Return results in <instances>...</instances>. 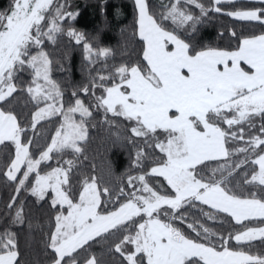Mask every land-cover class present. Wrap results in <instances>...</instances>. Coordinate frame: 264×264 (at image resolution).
<instances>
[{"label":"snow or ice","instance_id":"obj_1","mask_svg":"<svg viewBox=\"0 0 264 264\" xmlns=\"http://www.w3.org/2000/svg\"><path fill=\"white\" fill-rule=\"evenodd\" d=\"M226 2L232 0H213V5L206 8L200 0H170L163 5L162 12L154 13L149 0H134L137 34L144 45L146 63L121 64L107 75L98 73L91 80V89H81L85 96L91 93L94 103L90 104L103 109L105 119L111 113L131 122L130 142L133 138L143 141L135 152L134 165L144 171L128 177L131 190L126 193L120 189L115 199L123 197L124 201L113 210H102V194L108 195L109 189L100 188L95 177L84 179L74 196L69 179L75 167L72 159L64 161L65 166L40 173L41 163L51 161L52 153L82 152L80 142L87 139L85 118L93 115L80 98L65 108L63 92L51 78L52 61L42 47L45 39L55 43L57 36L65 32L62 22L75 19L76 13L66 11L67 5L58 0H13L8 11L0 12V103L18 91L17 75L31 69L32 82L26 91L38 105H45L34 112L28 128L21 125L12 111L0 108V145L5 141L15 145L14 158L5 175L16 182V196L30 187L31 194L40 200L53 193V208L66 206V214L58 210L55 215L49 237L52 264H98L95 255L81 257L79 250L88 253L85 246L90 241L104 238L114 230L127 233L115 244V252L127 264H264V254L230 250L227 246L229 240H264V227L229 233L227 238L220 236L222 244L218 250L210 239L217 234L208 227L195 220L187 223L197 237L203 238L201 241L185 235L173 223H186V211L181 209L196 207V202L209 206L215 213H227L238 224L264 218V199L256 198L254 193L251 198H242L226 186L227 177L236 168L251 162L258 165V171L245 183L264 187V123L259 127L261 135L247 138L243 127L245 123L249 130L255 127L254 117L264 120V34L238 38L235 50L197 49L164 23L171 21L177 28L190 24L195 31L202 17L210 11L222 12L219 5ZM182 5H194L200 16H194ZM225 14L264 24V8ZM66 35L77 44L83 42L91 63L112 55L109 48H94L83 33L73 28H68ZM231 35L235 37L236 32ZM33 49L37 51L33 53ZM97 88L103 94L97 95ZM72 95L77 96L76 92ZM77 113L81 117L78 121ZM56 115H61L63 122L39 158H34L30 151L33 141L25 139V133L29 128L35 131L41 121ZM229 141H243L244 146L230 150ZM145 148L152 151L145 152ZM156 149L162 155H155ZM257 149H261L260 154ZM240 153L246 154L245 159L229 166L228 158ZM221 158L225 164L214 169L207 180L199 175L198 166ZM145 164L149 167L145 168ZM22 168L25 171L21 173ZM216 172L222 173L220 179H214ZM33 173L35 183L28 185ZM18 174L22 178L18 179ZM146 177H162L172 192L164 191V185L157 186L160 190L150 186ZM16 196L9 202V209L16 205ZM200 211L209 220L218 219L212 212ZM12 222L24 223L22 204L17 205ZM125 245L134 246L133 250L126 251ZM19 257L16 234L6 229L0 233V264H18Z\"/></svg>","mask_w":264,"mask_h":264},{"label":"trees","instance_id":"obj_2","mask_svg":"<svg viewBox=\"0 0 264 264\" xmlns=\"http://www.w3.org/2000/svg\"><path fill=\"white\" fill-rule=\"evenodd\" d=\"M12 2L13 0H0V12L8 11ZM169 2L170 0H149L150 10L154 13H160L164 10L163 5ZM200 2L206 8L213 5V0H200ZM58 3L66 4V11L76 13V17L75 19H65L62 22L65 32L57 36L55 43L47 39L44 40L42 47L52 61L51 78L63 92L65 108L73 104L76 98H80L84 100L86 105H89L93 115L85 118L87 139L80 142L82 152L79 154L71 150H65L60 154L54 152L51 161L42 163L40 172L52 170L59 165L65 166L64 161L72 159L75 167L72 169L69 179L74 196L78 195L81 190L84 179L95 177L100 188L109 189L108 195L102 194V210H113L124 201L123 197H120L119 200L115 199L119 196L120 189L123 188L126 193L131 190L127 183L128 177L142 174L144 171V169L134 165L135 152L137 147L143 144V141L140 138H133L130 142L132 137L131 122L123 117H114L111 113H108L107 119H105L103 109H95L90 104V101L94 103L91 93L85 96L81 89L86 86L91 89V80L98 73L107 75L121 64L143 65L146 63L143 60L144 45L137 34V10L134 0H58ZM182 6L186 7L194 16H200L199 9L194 5ZM219 7L222 8V12L210 11L195 25V31L192 30L190 24L183 28H177L171 21L164 23L169 30H176L181 38L195 45L197 49L216 47L234 50L239 43L238 38L264 34V24L261 22L239 20L225 14L226 10L238 8H264V2L234 0L223 3ZM68 28L83 33L87 42L91 43L94 48L111 49L112 55L107 59L99 58L95 63H91L86 58L83 42L77 44L74 39L66 35ZM233 31L236 32L235 37L231 35ZM32 51L35 53L37 50L33 49ZM15 82L18 91L9 97L8 101L0 103V108L12 111L21 125L28 128L32 115L44 105V102L38 105L26 91L32 82L31 69L19 73ZM73 92H76V97L72 95ZM96 94H103L102 90L97 88ZM60 123H62V116L56 115L41 121L36 126L35 131L29 128L25 133L24 138L33 141L30 151L34 158H38L40 152L50 144L51 138L55 135V130ZM252 123L255 127L251 130H249L247 123L243 125L246 138L252 134L261 135L259 127L264 123V120L260 117H254ZM224 127L227 126L224 125ZM227 146L231 150L244 146V142L229 141ZM261 149H264V146H261ZM261 149H257V154H260ZM150 151L152 150L145 148V152ZM14 154L15 145L13 142L5 141L4 144L0 145V233L7 229L16 234L20 252L18 264H52L53 252L48 246L49 237L54 230L55 215L58 214V210L65 211L66 206L64 209H60L59 206L53 208L50 202L53 193L49 192L45 199L40 200L31 194L30 187L28 190H21L16 196V182L9 181L5 175ZM155 155L160 156L162 154L156 149ZM245 156L244 153L233 155L228 158L227 164L230 166L239 163L245 159ZM222 164H225L223 158L216 161H206L204 165L198 166L199 175L207 180L212 175L213 170ZM147 167L149 165L145 164V168ZM22 171L23 169L21 173ZM256 171H258V165L251 162L236 168L233 174L227 177V188L241 197L251 198L254 193L256 198L264 199V187L257 183H245V179L250 178ZM223 175L226 176L227 173H223ZM221 176V172H216L214 179H220ZM20 178L22 176L18 174V179ZM146 178L149 180L150 186L157 188V190H160L158 185H164V191L172 192L162 177ZM34 183L35 173L29 177L28 185H34ZM137 187H139L138 184ZM14 196H16V205L9 209L8 204ZM109 197L112 198L111 202H109ZM20 204L24 207V223L15 224L12 222L13 217L17 205ZM196 205V207L188 206L186 210L181 209V211H186V223L179 220L173 221V223L185 235L203 241L202 237H197L196 233L187 227V223H192L194 220L198 221L217 234L210 239L212 243L217 245L218 250L222 244L219 239L220 236L227 238L229 233L236 234L247 228L264 225V218H251L242 224H238L227 213H215V210L200 202H196ZM200 209L216 214L218 219L215 221L207 219ZM124 234L127 233L114 230L113 233L106 234L104 238L97 237L85 246L88 253L79 250L81 257L91 254L97 257L98 264H127L126 259L120 253L115 252V244L119 243ZM227 246L230 250L264 254V240L260 238L247 243L229 240Z\"/></svg>","mask_w":264,"mask_h":264},{"label":"rangeland","instance_id":"obj_3","mask_svg":"<svg viewBox=\"0 0 264 264\" xmlns=\"http://www.w3.org/2000/svg\"><path fill=\"white\" fill-rule=\"evenodd\" d=\"M232 1H234V0H232ZM250 1H260V2H262V0H250ZM252 9H257V8H238V9H234V10H226V12H229V11H238V10H240V11H244V10H252ZM235 50V49H234ZM242 66H244V65H242ZM246 67V66H245ZM45 105H43V106H41V107H44ZM54 117V116H53ZM81 117H80V115H79V113H77L76 114V116H75V119L78 121L79 119H80ZM62 122H63V117H62ZM30 123H31V120H30V122H29V125H30ZM261 153V152H260ZM39 158V157H38ZM44 162H47V161H44ZM44 162H42V163H44ZM42 163H41V165H42ZM41 165H40V167H41ZM59 166H63V165H59ZM23 169V171H25V169L24 168H22ZM21 169V170H22ZM22 171V172H23ZM49 171H51V170H49ZM46 172H48V171H46ZM42 175L45 173V172H40ZM54 195V194H53ZM242 198H245V197H242ZM65 214H66V212H65ZM257 218H259V217H257ZM259 227H264V225H261V226H257V227H253V228H259ZM125 247V250L126 251H131V250H133V247L134 246H132V245H125L124 246Z\"/></svg>","mask_w":264,"mask_h":264}]
</instances>
